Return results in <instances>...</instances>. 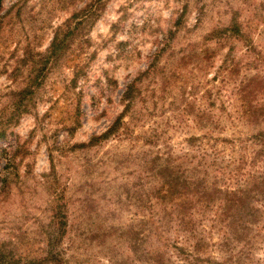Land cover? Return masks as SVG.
<instances>
[{"label": "rangeland", "instance_id": "rangeland-1", "mask_svg": "<svg viewBox=\"0 0 264 264\" xmlns=\"http://www.w3.org/2000/svg\"><path fill=\"white\" fill-rule=\"evenodd\" d=\"M88 3L0 2V120L9 118L0 133L2 248L41 254L55 230L51 204L66 201L67 226L57 243L70 264H207V257L264 264L263 200L238 216L237 231L214 221L213 206L196 217L194 232L147 200L157 154L195 153L199 172L216 175L218 185L237 166L239 147L218 143L223 152L213 165L203 137L245 139L252 128L237 112V87L255 71L264 78V67L255 61L261 66L252 68L257 54L246 40L207 37L234 16L264 55V0H103L97 19L45 69L34 108L14 118L15 93L35 73L32 60ZM133 81L122 129L87 146L122 112L123 91ZM192 136L200 138L194 145ZM223 231L231 241L224 242Z\"/></svg>", "mask_w": 264, "mask_h": 264}, {"label": "trees", "instance_id": "trees-1", "mask_svg": "<svg viewBox=\"0 0 264 264\" xmlns=\"http://www.w3.org/2000/svg\"><path fill=\"white\" fill-rule=\"evenodd\" d=\"M103 6V0H90L87 6L74 12L61 26L56 28L45 52L37 53V59L32 60L35 73L29 77V85L15 93L17 100L13 105L14 118L29 113L34 108L33 96L36 93V85L45 78V69L63 56L69 48L72 37L89 26L90 20L97 19ZM220 36L232 37L238 41L246 40L248 51L257 54V59L252 61L254 64L252 68L258 70L260 64L256 62L263 64L264 67V55L256 51V47L252 41L247 39L240 23L234 16L227 26L213 29L207 39L213 40ZM134 83L133 81L127 84L123 91L122 99L126 103L122 112L104 132L91 136L87 146L98 144L122 129L123 116L128 112L130 104L135 98ZM237 101L236 109L238 113L240 112V119L252 128L246 133L245 139L203 137L210 151L207 153L208 149H202L205 151L203 155L211 156L213 165H216L220 151L223 152L218 147V143L223 147L231 144L243 151L242 156L236 160L237 166L228 171V177L220 174L222 176L221 185H218L216 181L217 176L208 174L205 168L202 173L199 172L197 164L192 162V158L196 156L195 153L174 156L170 151V153H165L167 155L164 157L165 159L157 154L158 157L155 159L157 163L150 169L149 174L153 175L154 173L153 178L156 179V184L148 193V197H152V199L147 198L149 204L158 206L164 215H168L174 222L176 221V226L183 229L189 228L190 232H194L196 217L211 210L213 206L214 221H219L224 228L228 227L237 231L238 216L242 213H250L247 212V208L252 201H264V78L258 71L245 75L240 81L237 87ZM7 122H9L8 117L0 120L2 135L4 133L1 128ZM196 139L200 138L192 136L187 141L190 145H194ZM197 147L199 148V145ZM159 158L160 162H158ZM231 161L235 162V159H231ZM224 168L226 166H220L216 170ZM52 203L51 219L55 224V230L54 234L46 240V248L43 252L39 255H15L0 245V264H70L64 249L57 243L65 234L67 226V202L53 201ZM241 227L244 228V226ZM243 235L235 238L241 239ZM222 236L226 243L232 239L227 237L225 231ZM203 240L202 238L197 239V246L194 243L193 248L197 249ZM163 256L164 254L160 252L159 255L156 253V257H154L160 261L163 260ZM205 261L207 264H225L224 261L214 257H207Z\"/></svg>", "mask_w": 264, "mask_h": 264}]
</instances>
